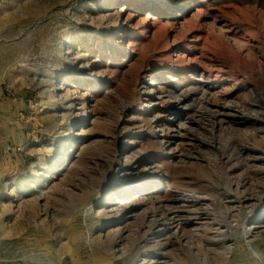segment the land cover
Masks as SVG:
<instances>
[{"label": "rangeland", "instance_id": "1", "mask_svg": "<svg viewBox=\"0 0 264 264\" xmlns=\"http://www.w3.org/2000/svg\"><path fill=\"white\" fill-rule=\"evenodd\" d=\"M0 264H264V0H0Z\"/></svg>", "mask_w": 264, "mask_h": 264}, {"label": "bare ground", "instance_id": "2", "mask_svg": "<svg viewBox=\"0 0 264 264\" xmlns=\"http://www.w3.org/2000/svg\"><path fill=\"white\" fill-rule=\"evenodd\" d=\"M125 201H122L121 203L123 204Z\"/></svg>", "mask_w": 264, "mask_h": 264}]
</instances>
